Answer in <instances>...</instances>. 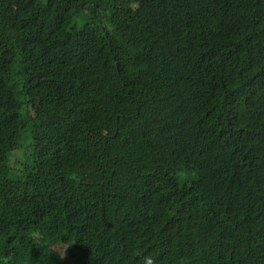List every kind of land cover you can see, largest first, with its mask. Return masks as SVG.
Masks as SVG:
<instances>
[{"label": "trees", "instance_id": "trees-1", "mask_svg": "<svg viewBox=\"0 0 264 264\" xmlns=\"http://www.w3.org/2000/svg\"><path fill=\"white\" fill-rule=\"evenodd\" d=\"M145 256L264 264V0H0V264Z\"/></svg>", "mask_w": 264, "mask_h": 264}, {"label": "rangeland", "instance_id": "rangeland-1", "mask_svg": "<svg viewBox=\"0 0 264 264\" xmlns=\"http://www.w3.org/2000/svg\"><path fill=\"white\" fill-rule=\"evenodd\" d=\"M25 149L27 150L26 143L23 144L22 149L11 151L10 162L17 163L26 162L28 159L24 158Z\"/></svg>", "mask_w": 264, "mask_h": 264}, {"label": "clouds", "instance_id": "clouds-1", "mask_svg": "<svg viewBox=\"0 0 264 264\" xmlns=\"http://www.w3.org/2000/svg\"><path fill=\"white\" fill-rule=\"evenodd\" d=\"M143 264H155L154 258L152 256H145L143 258Z\"/></svg>", "mask_w": 264, "mask_h": 264}]
</instances>
